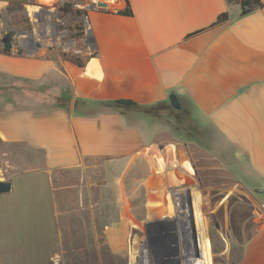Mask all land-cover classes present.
I'll use <instances>...</instances> for the list:
<instances>
[{
    "label": "crops",
    "instance_id": "1",
    "mask_svg": "<svg viewBox=\"0 0 264 264\" xmlns=\"http://www.w3.org/2000/svg\"><path fill=\"white\" fill-rule=\"evenodd\" d=\"M57 1L87 11L90 43L84 48L83 67L41 54H17L14 41L9 54L0 52V79L6 83L0 85V94L17 92L11 85L18 81L57 86L55 106L40 111L0 97V159L14 171L11 191L0 195V264H51L52 251L77 253L68 239L77 237L74 230L51 232L54 172L105 159L108 165L124 166L121 177L114 179L161 188L170 169L163 157L172 152L161 145L156 132L130 123L119 112L88 108L118 100L149 107L168 102L171 95L190 105L204 129L199 144H187L186 163L174 160L171 165L183 167L188 176L197 171L203 188L225 192V205L230 194L242 196L247 215L237 221L247 229L254 223V228L241 243L235 264H264V0L261 9L245 16L225 0H127L130 17L115 13L125 8L123 0H33L37 6ZM98 2L106 8L92 9ZM24 12L34 16L36 9L26 5ZM224 13L227 20L214 26ZM36 153L42 155L41 165L7 164L16 158L33 159ZM136 166L145 168L142 176ZM128 172L132 174L127 177ZM217 172L225 173L228 181L222 182ZM127 187L132 191L133 186ZM112 193L111 184L95 189L92 204L105 208L103 214L93 211L96 238L117 219ZM176 200L170 215L180 214L181 234L192 235L195 220L202 218L197 195L190 190ZM182 205L190 211L189 218L178 212ZM159 208L145 207L149 215ZM100 217L106 221L101 229ZM121 220L133 223L130 211ZM191 248L186 264H209L206 254L197 261Z\"/></svg>",
    "mask_w": 264,
    "mask_h": 264
},
{
    "label": "rangeland",
    "instance_id": "2",
    "mask_svg": "<svg viewBox=\"0 0 264 264\" xmlns=\"http://www.w3.org/2000/svg\"><path fill=\"white\" fill-rule=\"evenodd\" d=\"M75 1L70 0L73 3ZM65 2L69 3V1H57L48 6H37L33 0H0V39H3L5 34L11 33L14 46H18L16 50L23 54H41L52 59L67 61L77 58L84 60V48L90 43L87 24L81 16L61 15L58 7ZM104 2L109 3L111 0ZM26 5L36 9L34 16L28 14L26 17L24 12ZM14 7L15 11H11ZM0 46H2L1 42ZM0 85L6 83L0 79ZM11 86L17 89V92H4L0 97H4L3 100L12 99L16 107L40 111L55 106L56 91L54 93L53 89L56 90L57 86L54 88L50 84L25 81L12 82ZM3 100H0V106ZM59 100L64 101L63 94L60 95ZM181 103L184 117L179 123L175 121L174 114L166 111L163 105L121 110L130 123H137L147 130L155 131L163 147L171 146L170 149L173 150L171 158L166 156L163 159L170 168L167 170L169 178L161 188H157L154 183L129 181L128 178L124 181L114 179L121 177L124 166L108 165L105 159L86 160L77 169L53 173L52 185L56 205L51 203L49 208L51 232L56 233L57 228L61 230L67 228L71 229L69 231L71 234L74 230L77 237L69 236L68 239H72V244L78 247V251L68 254L52 251L51 264H186V260L192 258L191 253L190 257L188 255L192 249L189 244V233L186 232L187 237L181 234L179 223L183 222L182 216L179 214L173 217L170 213L175 209L173 202L177 203V198L183 200L190 190L195 191L197 195L198 208L205 228V234L200 236V240L202 239L206 246L198 254L202 256L206 254L209 264L236 262L241 243L254 228V223L247 229L246 225L237 221L235 228L232 227L231 230L228 220H224L222 229L213 228L208 218L214 216L220 207H226L225 192L215 188L205 189L200 179L201 174L197 171L194 176H188L183 167L171 165L174 160L179 164L186 163L187 144L192 142L199 144L204 131L203 127L194 120L190 105L186 101ZM88 109L91 112L103 109L118 112L115 108L101 105ZM8 161L9 165H12L11 163L26 165L31 164V161H34V165H41L42 155L36 153L33 159L26 157L22 160L16 158ZM5 164L0 159V177L2 180L10 181L14 171ZM134 170L136 174L142 176L145 168L136 166ZM130 174L132 173L128 172L127 177ZM110 175L111 179L108 178ZM217 176L222 177V182L228 181V176L223 172H217ZM215 180L218 182L220 179ZM108 184L113 186L110 197L117 219L109 231L103 232L101 238H96L93 230V211L94 214L95 212L103 214L105 208L92 204V200L96 198L95 189L106 188ZM128 185L133 186L132 191H128ZM217 191L222 194L212 198ZM171 192L176 194L171 196ZM123 200H127L128 203H124ZM152 205H159L160 208L158 212L149 215L145 207ZM127 211L132 214L133 223L122 222L121 216ZM64 212L65 215L62 214ZM178 212H182L181 215H186L187 218L190 217V211L184 206L183 211ZM60 213L61 217L58 216ZM98 222L100 229L106 224L102 217ZM80 247L82 250H79Z\"/></svg>",
    "mask_w": 264,
    "mask_h": 264
},
{
    "label": "trees",
    "instance_id": "3",
    "mask_svg": "<svg viewBox=\"0 0 264 264\" xmlns=\"http://www.w3.org/2000/svg\"><path fill=\"white\" fill-rule=\"evenodd\" d=\"M125 2V8L123 10H118L115 13L117 15L130 17L132 16V12L130 9V6L128 4L127 0H123ZM228 5H237L240 9V16H245L253 11L259 10L262 8V1L261 0H225ZM58 11L61 15H68V14H74L75 16L82 17L87 16V11L84 9H73L72 4L70 3H62L61 6L58 7ZM227 20V14H221L218 16L216 22L214 23V26L220 25L224 23ZM3 54H9L10 49H4L2 48L0 50ZM17 54H21L19 50H17ZM86 59H72L71 62L76 65L77 67L81 68L83 67L84 61ZM180 103V109L174 110L170 107L168 102H162L156 105H163L164 109L168 111L171 114H174V119L177 123H179L183 117H184V108L181 102ZM79 104L76 102L75 106L77 107ZM101 106L106 107H112L118 110L119 113L122 114L121 110H127V109H140L144 108V106L137 105L133 102L126 101V100H118V101H110L100 104ZM154 105V106H156ZM151 107V106H149ZM235 264V263H234Z\"/></svg>",
    "mask_w": 264,
    "mask_h": 264
},
{
    "label": "flooded vegetation",
    "instance_id": "4",
    "mask_svg": "<svg viewBox=\"0 0 264 264\" xmlns=\"http://www.w3.org/2000/svg\"><path fill=\"white\" fill-rule=\"evenodd\" d=\"M221 194L222 193L220 192H216L215 194L212 195V198L218 197ZM242 200L243 198L240 194H230L229 196H227L226 210L224 211V207H220L216 211V214L214 216H211L208 218L209 222L212 224V227L213 228L217 227L218 229H222L224 217L227 215L229 225L235 228L237 219L241 217H245L247 215L246 209H243L242 204L240 203ZM195 221H194L195 222L194 229L192 230V235H189V244H191V247L193 246L196 260L199 261L202 255H199L198 252L201 251V249L206 246L203 243V240L202 239L200 240L201 238L200 236L205 234V228L203 226L204 222L202 218H200L199 220H195ZM183 235L187 237L186 233H184ZM190 253L192 257L193 253L191 250L188 253L189 257H190Z\"/></svg>",
    "mask_w": 264,
    "mask_h": 264
},
{
    "label": "water",
    "instance_id": "5",
    "mask_svg": "<svg viewBox=\"0 0 264 264\" xmlns=\"http://www.w3.org/2000/svg\"><path fill=\"white\" fill-rule=\"evenodd\" d=\"M96 7L98 8H106V4L103 3V2H98L96 4ZM11 33H7L5 34L4 38L3 39H0V42L2 43V47L4 49H10L12 47V39H11ZM168 103L170 105V107L174 110H179L180 109V103L178 101V99L171 95L169 98H168ZM11 191V183L10 181H5V180H0V195H3V194H7Z\"/></svg>",
    "mask_w": 264,
    "mask_h": 264
},
{
    "label": "built area",
    "instance_id": "6",
    "mask_svg": "<svg viewBox=\"0 0 264 264\" xmlns=\"http://www.w3.org/2000/svg\"><path fill=\"white\" fill-rule=\"evenodd\" d=\"M91 8H92V9H95V8H97V7L94 5V6H92ZM82 18H83V19L85 20V22H86V19H87V18H86V16H82ZM165 148H166L167 150H170L171 152L173 151L172 149H170V148H171V146H170V145L166 146ZM167 152H169V151H167ZM166 156H168V157H170V158H171V156H172V155H170V154H168V153H167V155H166ZM166 156H165V157H163V158L165 159V158H166Z\"/></svg>",
    "mask_w": 264,
    "mask_h": 264
}]
</instances>
